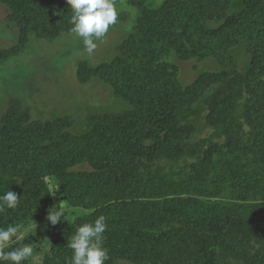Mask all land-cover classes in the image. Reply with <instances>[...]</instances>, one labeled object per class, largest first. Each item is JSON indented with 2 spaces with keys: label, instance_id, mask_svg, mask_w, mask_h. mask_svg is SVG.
Instances as JSON below:
<instances>
[{
  "label": "trees",
  "instance_id": "16d2710c",
  "mask_svg": "<svg viewBox=\"0 0 264 264\" xmlns=\"http://www.w3.org/2000/svg\"><path fill=\"white\" fill-rule=\"evenodd\" d=\"M123 1L139 13L135 33L115 47L110 63L82 64L77 79H98L130 109L89 115L88 130L75 135L73 114L31 121L28 109L10 100L0 120V195L21 197L16 209L0 212V226L46 215L53 177L64 200L90 212L58 229L40 264H68L76 228L101 215L105 264H264V0H241L243 10L231 15V0H165L156 9L148 0ZM0 4L18 29L17 45L0 50V62L18 54L30 34L51 42L72 33L66 0ZM203 15L225 22L204 31ZM241 42L252 60L242 74L231 53ZM171 54L211 57L221 72L183 89L152 72ZM199 101L212 130L205 139L197 137L196 122L179 120ZM81 163L92 171L66 170ZM226 190L232 202L219 203Z\"/></svg>",
  "mask_w": 264,
  "mask_h": 264
},
{
  "label": "rangeland",
  "instance_id": "374dc122",
  "mask_svg": "<svg viewBox=\"0 0 264 264\" xmlns=\"http://www.w3.org/2000/svg\"><path fill=\"white\" fill-rule=\"evenodd\" d=\"M164 1L148 0L147 7L156 9ZM243 7L241 0H231L228 15L242 11ZM8 15V9L0 4V50L10 49L18 43V29L9 21ZM138 16L139 13L123 1L117 24L111 27L101 40L96 41L97 48L91 55L85 50L83 39L73 32L62 33L51 42L30 34L27 44L18 54L0 62V120L6 113L10 100L17 99L24 108L28 109L31 121L44 122L73 114L75 121L70 132L82 135L89 128L84 121L87 116L105 113L120 114L130 109L126 102L113 96L108 85L98 79L93 78L85 84L80 83L77 79V70L84 63L91 68L110 63L115 57V47L135 33ZM198 22L202 30L214 31L222 26L225 20L218 17L209 19L203 15L199 17ZM231 53L237 60V71L240 74L245 73L252 65L251 57L247 53V44L239 43L231 50ZM152 72L171 84H178L185 89L200 76L219 73L221 68L208 56L183 61L171 54L158 61L152 67ZM211 88L206 91V94L211 92ZM242 111V106H239L236 111L237 117L241 120ZM207 112L206 107L199 101L193 104L188 113L179 120L181 123L196 122L199 129L197 137L205 139L212 132L205 123ZM66 170L90 172L92 168L87 163H81L67 167ZM47 183L52 194L53 205L65 204L68 211L63 221L56 226H51L46 220L47 214L41 212L29 214L26 218H21L14 223L32 226L31 231L25 234L23 239L32 240L30 245L34 249V254L28 259L30 264L42 263L62 225L90 212L64 200L58 183L53 177L47 179ZM56 189H58L57 192ZM216 199L219 203L232 202L230 190L224 191ZM115 264L130 263L119 261ZM226 264H241V262L227 261Z\"/></svg>",
  "mask_w": 264,
  "mask_h": 264
},
{
  "label": "clouds",
  "instance_id": "9594fccd",
  "mask_svg": "<svg viewBox=\"0 0 264 264\" xmlns=\"http://www.w3.org/2000/svg\"><path fill=\"white\" fill-rule=\"evenodd\" d=\"M122 2L123 0H66L73 12L69 21L70 31L83 39L84 48L89 55L97 48L96 41L101 40L117 24ZM20 197L12 190L4 192L0 195V212L16 209ZM67 211V205L56 203L47 210L46 220L51 226H56L63 221ZM31 229V225L22 223L0 226V264H24L33 256V247L23 244L25 234ZM106 229V217L103 215L92 223L79 225L68 242V247L72 249L68 264H105L109 259L108 250L103 245ZM12 243L18 246L9 249Z\"/></svg>",
  "mask_w": 264,
  "mask_h": 264
}]
</instances>
